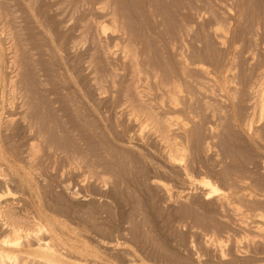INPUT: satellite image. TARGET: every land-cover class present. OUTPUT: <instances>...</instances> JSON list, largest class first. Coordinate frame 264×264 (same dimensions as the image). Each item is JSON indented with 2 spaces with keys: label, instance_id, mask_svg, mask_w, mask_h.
Returning <instances> with one entry per match:
<instances>
[{
  "label": "rangeland",
  "instance_id": "obj_1",
  "mask_svg": "<svg viewBox=\"0 0 264 264\" xmlns=\"http://www.w3.org/2000/svg\"><path fill=\"white\" fill-rule=\"evenodd\" d=\"M0 47V205L66 220L78 264H264V0H0Z\"/></svg>",
  "mask_w": 264,
  "mask_h": 264
},
{
  "label": "bare ground",
  "instance_id": "obj_2",
  "mask_svg": "<svg viewBox=\"0 0 264 264\" xmlns=\"http://www.w3.org/2000/svg\"><path fill=\"white\" fill-rule=\"evenodd\" d=\"M0 50H1V47H0ZM183 61H185V60H183ZM180 65H181V63H180ZM184 67L185 66L180 67V68L182 70H184ZM186 67H188V66H186ZM262 68H264V67H262ZM199 69H200V67H199ZM201 71L204 72L203 69ZM223 71L220 74V79L217 80L219 88L221 91H224L225 86H226L225 82L227 81ZM180 73L182 74V71ZM184 73H185V71H184ZM256 73H257L256 79H255V81L253 79L254 82L251 83L252 86H250V91H251L252 96L249 100V102H250L249 103V110L250 111L248 112V114H249L248 115L249 116L248 121H247V122H249L248 126H247L248 129H250V127L253 123V118H254L255 114H257L258 111L264 112V69L260 70L259 72H256ZM207 75L210 77V80H211V81L209 80L210 82L216 81L213 73L207 72ZM179 78H181V76L180 77H178V75L173 76L170 78V80H166L167 82H164V84H163L165 92H166V93L165 92L164 93H165L166 97H168L167 100L169 101V107L172 110V116L176 112L175 109L177 108V105H178L176 102L175 96L178 92L177 87H178V83H179ZM213 85L215 86V83ZM3 98L4 97H2V99ZM2 103H4V100L0 101V105H2ZM22 106H24V105L21 104L19 107H22ZM133 107H131L132 110L137 109L135 107H134L135 109H133ZM172 116H168V117L166 116L165 119H163L162 126L160 127L162 130V133L165 134L162 137L166 141L170 139L169 137H168L169 139H167L166 131L169 130L173 125L177 124V121H174L175 119L177 120V118L173 116L175 118L174 119ZM134 117H135V114H134ZM10 119L11 118H9L8 120H10ZM6 122H7V119H6ZM172 147H174V146L172 145ZM176 147H177V145H176ZM178 149L167 148V150H168V156L167 157L170 160V162H174L177 160L178 157L176 158V153L178 152ZM29 174L31 175V173H29ZM27 177H28V175H27ZM27 177H26V179H27ZM28 179H29V181H31V180L33 181L34 178H32V176H31V178L28 177ZM25 182H27V181H25ZM201 182H202L203 186L208 189L207 192H205V198L206 199L209 197V195L211 193L218 191V189L215 187V185L211 181L202 179ZM28 183L30 185L32 184L30 182H28ZM28 183H26V184H28ZM33 184H35V183H33ZM33 184L31 185L32 187H34ZM35 187H37V186H35ZM36 197H37V195H36ZM39 202H41L40 197H39ZM231 203L232 202L230 201V199L225 197V198L221 199V201L219 203V208L224 209L227 206H229ZM42 206L40 204L32 206V204H31L32 211L30 212V215H29L26 211H24V209L26 207L22 211L18 210L19 212L18 211L15 212L14 210L11 209V207L8 208V207H6V205H4V206L0 205V264H8V263L11 264V262L12 263L15 261L17 262L18 256L21 258L22 255L23 256L25 255V257L27 255H29V256L32 255L36 258H40V260L42 259L41 261L43 262V264H46V263L47 264L48 263H50V264H52V263H54V264H78L79 263L77 261V259L75 258V256L79 255V253H81L84 250L83 247L79 248V243L82 242L81 239H80L81 241L79 240V236L82 237L81 236L82 234L80 235V232H78L79 230L77 231L76 228L72 227L68 222H66V220H63V219L57 217L56 214L45 210L44 209L45 207L43 206L44 207L43 208ZM203 234H205V233H203ZM211 237H213V236H211ZM82 239H84V237ZM209 239H207V237H206L205 240H208V242H209L210 241ZM83 244L84 243L82 242L80 245L82 246ZM85 248H87V247H85ZM62 249H65L66 252L68 251L67 253L70 252L71 256H72V254L73 255L76 254L74 257L73 256L72 257H73V261H74V259H76L75 262L77 261L78 263L72 262L71 258L69 259V257L66 256L69 254H66V252L63 253ZM85 250H84V252L86 253ZM222 251L219 252V258L220 259L227 257V255L225 256V254H223L225 252L223 251V253H222ZM94 252L95 251H93V253ZM29 256H27V257H29ZM66 257L68 260L66 259ZM26 258L24 260H27ZM78 258L80 259L79 256H78ZM199 258H201V257H199ZM136 259H140V258L136 257ZM220 259H219V261H223L222 259L221 260ZM129 260H131V259H129ZM132 260H131L130 264H132V263L133 264H135V263L136 264H145L146 263V262L140 261V260H138L137 262L136 261L134 262L135 259L133 261ZM87 261H89V260H87ZM16 262H15V264H17ZM198 264H204V263H202V261L201 262L198 261Z\"/></svg>",
  "mask_w": 264,
  "mask_h": 264
}]
</instances>
